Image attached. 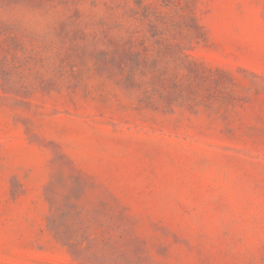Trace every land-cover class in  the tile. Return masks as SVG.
<instances>
[{"label":"rangeland","instance_id":"obj_1","mask_svg":"<svg viewBox=\"0 0 264 264\" xmlns=\"http://www.w3.org/2000/svg\"><path fill=\"white\" fill-rule=\"evenodd\" d=\"M0 264H264V0H0Z\"/></svg>","mask_w":264,"mask_h":264}]
</instances>
